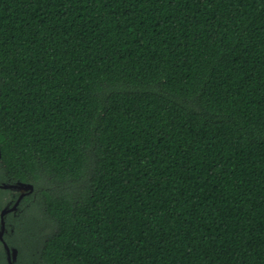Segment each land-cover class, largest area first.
<instances>
[{
	"label": "trees",
	"instance_id": "1",
	"mask_svg": "<svg viewBox=\"0 0 264 264\" xmlns=\"http://www.w3.org/2000/svg\"><path fill=\"white\" fill-rule=\"evenodd\" d=\"M17 182L15 264H264V0H0Z\"/></svg>",
	"mask_w": 264,
	"mask_h": 264
},
{
	"label": "water",
	"instance_id": "2",
	"mask_svg": "<svg viewBox=\"0 0 264 264\" xmlns=\"http://www.w3.org/2000/svg\"><path fill=\"white\" fill-rule=\"evenodd\" d=\"M0 189L12 190L19 194L17 200L13 203L12 206H5L0 212V242L3 246V250L6 256L7 264H15L17 257V250L15 248H9L3 239V235L5 233V222L4 218L7 214L15 212L17 206L26 194H30L33 191V186L30 184H24L21 182H17L15 184H0Z\"/></svg>",
	"mask_w": 264,
	"mask_h": 264
}]
</instances>
